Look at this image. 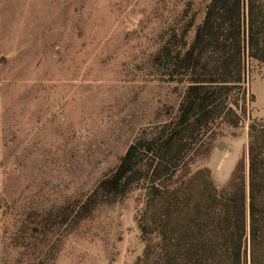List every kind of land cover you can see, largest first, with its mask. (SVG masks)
Wrapping results in <instances>:
<instances>
[{"label": "rangeland", "instance_id": "rangeland-1", "mask_svg": "<svg viewBox=\"0 0 264 264\" xmlns=\"http://www.w3.org/2000/svg\"><path fill=\"white\" fill-rule=\"evenodd\" d=\"M208 1L0 0V264H134L147 243L156 248L165 203L148 177L71 232L56 231L53 263L32 213L86 194L130 143L159 131L186 86L159 51L180 48L184 30L192 40ZM243 87L229 95L244 107L240 121L217 123L209 155L191 167L199 180L208 168L225 184L251 119L264 118V65L249 57Z\"/></svg>", "mask_w": 264, "mask_h": 264}, {"label": "trees", "instance_id": "trees-1", "mask_svg": "<svg viewBox=\"0 0 264 264\" xmlns=\"http://www.w3.org/2000/svg\"><path fill=\"white\" fill-rule=\"evenodd\" d=\"M186 34L180 48L162 46L157 57L171 79L186 83L159 131L130 143L86 194L32 213L41 253L52 263L63 242L51 241L56 231L71 232L148 177L164 195L165 233L134 264H264V118L251 119L246 152L225 184L214 182L208 168L200 169L208 173L200 180L191 170L209 155L216 124L240 121L244 107L229 95L244 91L245 57L264 65V0H209L189 43ZM164 175L173 178L169 187H156Z\"/></svg>", "mask_w": 264, "mask_h": 264}]
</instances>
